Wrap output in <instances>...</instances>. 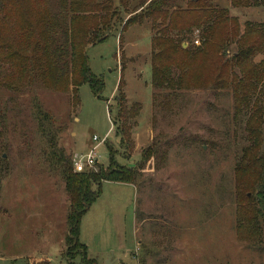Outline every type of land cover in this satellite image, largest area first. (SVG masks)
<instances>
[{
    "label": "rangeland",
    "instance_id": "1",
    "mask_svg": "<svg viewBox=\"0 0 264 264\" xmlns=\"http://www.w3.org/2000/svg\"><path fill=\"white\" fill-rule=\"evenodd\" d=\"M176 1L184 7L188 0ZM209 2L227 9L241 29L248 22L264 24V7L235 10L231 0ZM129 17L120 10L111 37L87 49L92 74L105 82L102 99L88 85L79 90L77 109L70 94L41 87L32 93L64 126L59 147L72 160L96 149L107 169L109 146L115 161L131 168L148 147L167 152L164 160L157 156L146 164L137 184H103L81 223L89 257L99 264H264V251L236 236L234 169L249 142L232 91L155 90V33L147 21L125 32ZM192 44L199 45L196 34ZM236 52L233 46L231 54ZM120 81L128 106L140 109L128 150L109 114ZM31 99L0 88V264H67L70 200L37 132ZM94 137L107 140L95 143Z\"/></svg>",
    "mask_w": 264,
    "mask_h": 264
},
{
    "label": "trees",
    "instance_id": "2",
    "mask_svg": "<svg viewBox=\"0 0 264 264\" xmlns=\"http://www.w3.org/2000/svg\"><path fill=\"white\" fill-rule=\"evenodd\" d=\"M231 6L254 9L264 7V0H231ZM120 10L131 14L125 32L147 21L155 33L151 41L155 90L232 91L235 115L245 118L249 142L234 169L236 236L250 248L264 251V24L248 22L241 29L227 9H218L209 0H188L184 7L176 0H0V88L32 96L37 132L70 200L63 258L67 264H99L89 257L80 233L103 184H137L146 164L157 156L164 160L167 153L148 147L141 162L127 168L115 161L107 146L109 168L98 162L96 169L78 174L72 156L59 147L64 126L32 95L37 87L70 94L77 109L79 90L88 85L94 97L102 99L105 82L92 74L87 49L111 37L121 22ZM194 34L197 46L192 44ZM233 46L237 52L231 54ZM114 101L109 114L120 145L128 150L131 124L140 109L128 106L122 82Z\"/></svg>",
    "mask_w": 264,
    "mask_h": 264
},
{
    "label": "built area",
    "instance_id": "3",
    "mask_svg": "<svg viewBox=\"0 0 264 264\" xmlns=\"http://www.w3.org/2000/svg\"><path fill=\"white\" fill-rule=\"evenodd\" d=\"M107 139L99 140V138L94 137L93 141L95 143H101L103 144ZM98 158L96 155V149L92 150L88 154H82V155H77L73 159L74 163V170L76 173L81 174L85 171L93 170L96 169L97 164H98Z\"/></svg>",
    "mask_w": 264,
    "mask_h": 264
},
{
    "label": "crops",
    "instance_id": "4",
    "mask_svg": "<svg viewBox=\"0 0 264 264\" xmlns=\"http://www.w3.org/2000/svg\"><path fill=\"white\" fill-rule=\"evenodd\" d=\"M117 184H122V183H117ZM123 185H127V184H123ZM93 206H94V205H93ZM93 206H92V208H93ZM86 215H87V214H86ZM86 215H85V216H86ZM85 216H84V217H85ZM82 221H83V220H82ZM81 223H82V222H81ZM81 228H82V225H81ZM81 230H82V229H81ZM81 235H82V233H80V242H81V237H82ZM82 243H83V242H82ZM84 244H85V243H84ZM85 245H86V244H85ZM86 246H87V245H86ZM87 248H88V250H89V247H88V246H87ZM119 261L122 262V260H120V259H117L116 262H119ZM109 263H110V264H113V263H112V259L109 261Z\"/></svg>",
    "mask_w": 264,
    "mask_h": 264
}]
</instances>
